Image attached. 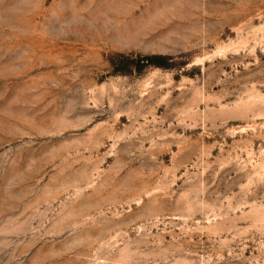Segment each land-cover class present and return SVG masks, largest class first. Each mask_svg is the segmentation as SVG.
Returning <instances> with one entry per match:
<instances>
[{
	"label": "rangeland",
	"instance_id": "rangeland-1",
	"mask_svg": "<svg viewBox=\"0 0 264 264\" xmlns=\"http://www.w3.org/2000/svg\"><path fill=\"white\" fill-rule=\"evenodd\" d=\"M0 6V264H264V0Z\"/></svg>",
	"mask_w": 264,
	"mask_h": 264
},
{
	"label": "bare ground",
	"instance_id": "bare-ground-1",
	"mask_svg": "<svg viewBox=\"0 0 264 264\" xmlns=\"http://www.w3.org/2000/svg\"><path fill=\"white\" fill-rule=\"evenodd\" d=\"M2 6V5H1ZM1 6H0V8H1ZM3 7V6H2ZM2 9V8H1ZM6 9V8H5ZM2 10H4V9H2ZM7 10V9H6ZM5 10V11H6ZM26 17V16H25ZM20 18V17H19ZM26 19V18H25ZM28 20V19H27ZM5 63H8L10 66H12V62H4V61H0V67L3 65V64H5ZM55 62L54 61H51L50 62V64H54ZM32 64L34 65V66H36L37 67V62L35 61V62H32ZM0 74H3V72H2V69L0 68Z\"/></svg>",
	"mask_w": 264,
	"mask_h": 264
}]
</instances>
